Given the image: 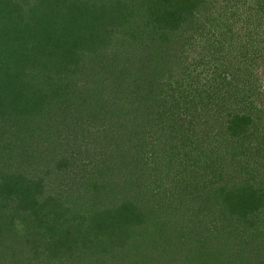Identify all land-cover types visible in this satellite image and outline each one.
Returning <instances> with one entry per match:
<instances>
[{
    "label": "trees",
    "instance_id": "16d2710c",
    "mask_svg": "<svg viewBox=\"0 0 264 264\" xmlns=\"http://www.w3.org/2000/svg\"><path fill=\"white\" fill-rule=\"evenodd\" d=\"M107 1L103 2L104 5L98 4V8L101 9L102 6L107 11L118 10L120 0H109V4ZM89 2L0 0V215L3 214L0 249H7L8 242L9 247L13 244L17 249V244L22 246L21 243L32 232L34 235L36 232L40 239L45 233L59 231L60 227L56 223L48 221L53 210L54 213L58 212V220L64 218V221L59 220L67 233L64 242H74L70 237L75 228V239L79 238V232L80 236L84 235V239H87L89 246H92L95 264H100L96 258L99 254L98 247L108 257V260L103 258L104 264H264V230L259 228L261 222L258 220L264 213V181H259L253 174L247 159L253 144L249 143L248 146L245 143L250 136L255 141L264 137V124L258 126L255 120L260 118L259 115L255 114L254 117L252 112L231 111L227 119H221L220 125L224 132L227 131L231 136L225 138V141L229 139L233 142V147H224V151L219 146H213L212 140L207 143L208 129L203 128L205 122L202 123L199 119L196 122L199 128L194 129V132H202V142H198L194 148L190 147V135L193 132L190 129L192 106L195 107L197 102L203 103L214 120L221 107L228 103L232 107L234 100L238 98L236 92L240 89L237 86L232 88V81H227L229 88L222 91V81L227 78L219 71L223 63L213 65L212 71L208 69L209 73L205 69L206 81L205 77L198 79L193 76L190 69L188 86L191 93L193 89L197 93H187V88L184 90L182 84V94H176L174 90L165 95V101L161 103L164 106L153 104L155 107H149L141 113L137 109L141 103L138 105L135 102L137 96L133 93L128 95L129 92L136 91L140 84V74L133 73L136 74V78L131 79L135 89L133 86L129 88L125 97L131 99L135 107H126V113H132L134 121L142 128L147 124L156 131L154 146L163 151L165 148L170 149L164 157L165 161L161 159V155L158 157L149 153L142 142L134 144L135 140L131 139L133 133L129 138L123 134L117 138L108 137L100 149L97 144L101 140H93L88 132L89 128L83 131L79 127L73 128L74 133L83 134L79 138L90 144L84 147V158H79L76 151H70V144L65 145L64 140L58 142L59 140L48 139L50 145L46 146L42 142L40 146L45 151L41 154H32L26 150L30 149V144L37 143L34 138L37 140L48 136L51 127V130H57L51 134L60 135V131H66L67 126L72 128L66 122L74 118H78V121L83 119L79 114L83 111L81 109L85 102H70L69 107L65 105V101L58 104L59 110L54 122L48 124L47 121L39 120L47 126L45 128L38 126L39 122L34 120L31 111L38 110L36 103L39 104L41 100L38 90H44L46 97L47 91L54 90L55 93L57 88L54 87H59L54 82L53 75L59 69L49 67L56 68L60 63L59 54L64 42L78 36L88 40L87 30L96 36L103 35L101 32L105 31L107 22L117 19L116 14L109 16L108 11V16L103 19L106 23L96 22L103 13L100 12L97 16L89 14ZM211 3L217 8H221L219 3H224L227 10L226 2L222 0H143L140 5H129L130 11L122 18L126 21L136 18L138 24L124 29V32L129 38L140 40L141 36L148 32L152 34L153 30L150 36L152 41L158 40L164 46L169 43L173 31H178L190 14V32L193 35H206L209 25L207 19L218 15ZM238 3L248 5L250 10L256 12L255 20L264 16V0H236L234 6ZM209 7L215 13L214 16L209 14ZM137 8H141L138 15L134 11ZM228 9H231L230 6ZM242 20L248 25L257 26L251 23L255 21L251 19V15L244 16ZM38 49L40 53L36 52ZM30 64L31 67L36 64V67L34 65V69L28 72L25 69ZM37 65L40 71L36 69ZM17 74L19 76L14 78ZM128 76L131 77L130 74ZM27 77L31 81L26 80ZM171 79L177 82L175 88L181 89L178 80L173 77ZM60 92L56 95L60 96ZM36 93L37 102L34 100ZM262 99L264 101V97ZM87 100L86 97L84 101ZM115 100L114 98L113 102L117 105ZM169 102L172 105H168ZM165 106L176 108L171 123L167 126L168 130L165 125L153 122L154 118L158 120L166 114ZM258 107L260 113L264 112V102ZM104 111L106 110L100 108L99 113H87L85 120L93 119L96 122L95 119H100ZM203 111V108L200 109V114ZM134 113L137 114L133 116ZM141 132L142 130L134 131L138 135ZM219 133L221 131L217 134ZM178 148L183 150L175 151ZM193 150H196L197 155H192L195 152H191ZM227 154L231 158H226ZM14 155L19 157V162L14 159ZM177 161L179 169L172 170ZM44 162L51 170L65 173L64 180L62 177L65 176L57 178L65 189L63 193L57 190L56 181L48 185L47 179L25 175V167L30 170L31 166L34 168L38 164L45 166ZM158 162L160 163L157 164ZM234 164L245 170L239 181L233 171ZM81 166H86L82 167L84 173L80 171ZM71 190L80 194L76 200L69 195ZM60 192L61 196L58 197ZM63 194L73 199L68 201L71 206L64 205L66 201L62 198ZM85 195L93 196L91 198L94 202L87 204ZM4 216L8 220H4ZM176 216L179 217L178 221H175ZM18 225L22 229L24 225L28 233L25 236L20 233L19 238L15 232L17 228H14L9 238L5 231H9L10 226ZM51 226L54 228L51 229ZM12 237L15 238L11 239ZM117 246L121 247L118 249ZM9 254L11 257L16 256L13 248L6 255L7 258ZM61 254L68 262L69 253L63 250Z\"/></svg>",
    "mask_w": 264,
    "mask_h": 264
},
{
    "label": "rangeland",
    "instance_id": "374dc122",
    "mask_svg": "<svg viewBox=\"0 0 264 264\" xmlns=\"http://www.w3.org/2000/svg\"><path fill=\"white\" fill-rule=\"evenodd\" d=\"M83 1L84 0H80L81 3ZM87 1H90V7H87L90 8L89 14H96L97 16L100 12L103 13V17L99 16L96 22L99 21L100 23H106L103 19L108 16L106 15L108 11L110 12H108L109 16L114 13L117 15V19L115 21L110 20L111 23L109 21L107 22L108 24L105 26V31L103 32L101 30L103 35L96 36L86 29V32L89 35L86 37L88 40H84V38L78 36V38L75 37L74 39H68L64 42L61 53L59 54L60 63L56 68L49 67L50 69H59L58 73H52L55 78L54 82L59 87H53L55 89L61 87V89H56L55 93L53 92L54 90L47 91L48 94L46 93V97L44 90H38L37 93H39L38 95H40L41 99L39 100V104L36 103L38 110L31 111L34 120L37 123L39 122L38 126L41 128L43 126L45 128L47 126L41 124L39 120L42 119V121H47L48 124L54 122L55 119H57V112L59 110L57 107L58 104H63V101H65V105L69 107L70 102L74 104L85 102L86 104L83 105V109H81L83 111H80L79 114V117L81 116L83 119L78 121V118H74L75 120L73 119L72 121L66 122V124H69L72 128L69 129L67 126L65 128L66 131H60V135L51 134L53 131H57L55 130L56 128L51 130V127L50 131L47 133L49 134L48 136H45L44 138L41 137L37 140L32 138L35 143H37L34 145L30 144V149H26L28 152L31 151L32 154H36V152L41 154L42 151H45L44 147L40 146L42 145V142L46 146L50 145L48 139L59 140L58 142L64 140V142H66H63L65 145H68V143L70 144V151H76L75 154L77 153L79 158H84V147L90 146V144H86L88 142H84L79 138V136L81 137L83 134L80 133L76 135L74 133L73 128L79 127L83 131H86L85 129L89 128L88 132H90L92 139H97L98 141L101 140V142L98 143L99 145L97 144L100 149L102 144L105 141L107 142L108 137H110L109 139H112L122 136L123 134L127 135V138H129L132 135L131 133H133L131 139L135 140L133 141L134 144L138 145V142H142L149 153H154L158 157L161 155V159L165 161L164 157L166 156V153L170 152V149L165 148L163 151V149L160 150L159 147L154 146L153 141L156 136V131L150 128L151 125L147 124L143 125L142 128L139 123L136 124V121H134V118L132 117V113H126L128 108L133 109V107H135V105L132 104L131 99H126L125 97L127 96L129 88H132V86L133 88L135 87V84L131 80L132 78H136V74H133L134 72H138L141 75V77L138 75L140 84H138L136 91L129 92L128 95L133 93V95L137 96L135 102L138 105L141 103L140 107L137 106L138 113H141L149 107H153L155 104H159V106L163 105L161 103L165 101V95L173 93L174 90L175 93L177 92L176 94H182L184 92L182 84L184 90L187 88V93L190 92V86H188L190 82H187L188 77H190V69H192L193 76L198 79H203V77H205L204 81H206V72L209 73L208 69L212 71L213 65L223 63V65L219 67V71L227 78L222 81L224 84H222L221 87L222 91L229 88L227 81H232V88L235 89V86H237L240 89L238 93L236 92L238 98L234 100L232 107L229 106L230 103H228L227 106L225 104L221 107L218 116H215L214 120L211 119L212 115L209 114L205 107L206 105H203V103L197 102L195 107L194 105L192 106V111L190 112V129L193 131L190 135L191 148L192 146L194 148L198 142H202L200 140L203 137L201 134L202 132H194V129L198 130L197 128H199L196 124L199 119H201L200 122H205L203 128L205 127V130L208 129V131H206V134L208 135L207 143H210L212 140V145L219 146L222 150L224 147L227 149L233 147V142L231 140L226 139L225 141V138L231 136L227 131L224 132L220 125L221 119H227L229 112H252L254 117L255 114H258L260 118H255L257 125L264 124V112L260 113L258 111L260 109L258 106L264 102L262 99V97H264V16L260 19L261 21L259 18L255 20L257 18L256 12L250 10L248 5L238 3L237 6H234L236 0H222L226 2L227 10L225 9L224 3H219L221 8H217L211 3L212 9H214L218 15L215 16V18L207 19L209 25L207 26L206 35H193V32H190L189 14L186 21L181 25L182 28L180 27L178 28V31H173L169 38V43L163 46L157 42L158 40L154 42L150 38L153 34V30L152 34L151 32H148L146 35L141 36L142 39L140 40L129 38L124 32V29H130V26L138 24L136 18H131L129 21L122 18L125 16V13L130 11L129 5H140L143 3V0H120V2H118V10L108 11L102 6L101 9L98 8V4L104 5L103 2L105 0ZM253 3L254 1L252 4ZM95 4L97 5L95 6ZM107 4H109V0L107 1ZM228 6H230L231 9H228ZM134 7L136 8L137 6ZM207 9L209 14H213L212 16H214L215 13L213 10H211L210 7ZM140 10L141 8H137L134 11L138 15V11ZM246 15H251V19L255 20L251 23L257 26H253L252 24L248 25L244 22L242 19H244V16ZM143 32L145 33V31ZM78 39H80L81 42H79ZM206 44L208 45L206 46ZM36 52L40 53V50L38 49ZM1 57L2 55H0V58ZM34 65L33 66L36 67V64ZM33 66L31 67L30 64L25 70L31 72L34 69ZM36 69L39 71L41 70L39 69V65H37ZM129 74L131 77L128 76ZM18 76L19 75L17 74L14 78ZM172 77L174 80H178L181 89L175 88L177 82L172 81ZM26 80L31 81L28 77ZM15 86H17V84H15ZM24 88H26V86ZM58 92L62 94L60 96L56 95ZM197 92V90L193 89L192 93L190 92L189 94H195ZM37 93L34 95V100L37 99ZM86 97L88 100L84 101ZM114 98L116 99L115 103H117V105L113 102ZM146 101L149 103H146ZM168 105L172 104L169 102ZM100 108L106 110L103 112L105 115L102 114L100 119L96 118V122H94L93 119L85 120L87 113L92 115L95 112H98ZM165 108H167L165 111L166 114H164L161 119L160 117L158 120H155L154 118L153 122L157 121L159 125H165L168 130L169 128H167V126L170 125L169 123H171V118L173 117L172 115L176 108H169V106H165ZM202 108L204 111L200 114L199 110ZM135 114L137 113H134L133 116ZM81 125H83V127ZM252 126L253 125H250V127ZM140 130H142V132L139 135L134 133V131L139 132ZM209 131L210 133H207ZM219 131H221V133L218 135L217 133ZM160 135L161 133L157 136ZM87 137L91 139L88 134ZM245 143H248V146L249 143L253 144L251 146L253 151L250 149V155L247 157L248 163L250 164V168L253 169V174L256 175V178L259 179V181H264V137H259V139L255 141L252 139V136H250ZM46 149L48 150V148ZM178 150L182 151L183 148H178L175 151ZM191 152H194L192 155H197L196 150ZM229 156L230 155L227 154L226 158H231ZM13 157L18 161L19 157H16V155ZM176 159L179 161L178 156ZM16 161L14 164H16ZM178 161L174 164V167L171 168L172 170L179 169ZM159 163L160 162L157 164ZM43 164L45 165V162ZM40 165L41 164L35 165L34 168L31 166L30 170L25 167V175L34 178L41 177L47 179V184L52 182L55 183L56 181V186L58 183L57 190L62 191L63 193L65 189L61 186L62 184L60 183V180L57 181V178L59 176H65L62 177L64 180L66 178V175H64L65 173L54 169L51 170V167L48 168L46 165ZM151 165L154 164L151 163ZM82 167L86 166H81L80 168L81 173H84L85 170L82 169ZM234 168L233 171L237 176V181H239V179L242 178L240 176H244L241 174H244L245 170H242L243 168L238 167L236 164H234ZM167 170L170 169L167 168ZM68 174L70 175L69 172ZM59 194L58 197L61 196V192ZM69 195L71 197L73 196V199L76 200L80 194L72 191ZM70 196L63 194L62 198L66 201L64 204L65 206L70 205L69 200H73L68 198ZM91 197L93 198V196L85 195L84 199H86L85 202L87 204L94 202ZM52 207L54 208V206ZM176 213L178 215V212ZM57 214L58 212L54 213L52 210L48 221L56 223L61 231L57 230L45 233L40 239H38L36 232L35 235L32 232V235L30 234V236L25 238V242L21 243L22 246L17 244V249L16 245L14 246L13 244L9 247L10 242H8L7 249L5 248L4 251L0 249V254L2 255V258L0 255V264H95L92 257V254L94 253V251H91L92 246H89L86 242L87 239H84V235L80 236L79 232V238L75 239V228L72 229L70 237L74 242L68 244L64 242L67 233L60 222L64 221V218L59 219V221ZM1 215L3 214L1 213ZM1 215L0 227L3 223ZM178 218L179 217L176 216L175 221H178ZM4 220H8L7 216H4ZM258 220L261 222L259 228L264 230V213L261 214ZM29 223L30 222H28V225ZM14 228H17L15 232L19 238L20 233L24 234V236L28 233L24 225L23 229L21 225H18L17 227L10 226V230L5 231L9 238L11 237ZM53 228L54 227L51 226V229ZM14 238L15 237H12L11 239ZM30 241H33V243ZM67 247H70V249L67 250ZM117 247L119 249L121 246ZM11 248L14 249L16 256L14 255L11 257L10 254H13V252H11L7 258L6 255L11 251ZM98 249L99 254L97 253L98 256L96 258L98 259V263L101 264L102 262V264H104L103 258L105 257L108 260V257L103 255L102 248L98 247ZM63 250H65L67 254L69 253L68 262H66L67 260H65V257L63 258L61 254ZM14 257L17 261H15L16 259H13Z\"/></svg>",
    "mask_w": 264,
    "mask_h": 264
}]
</instances>
